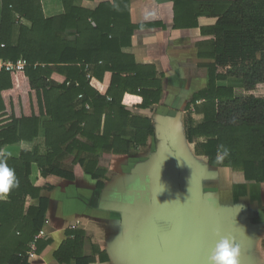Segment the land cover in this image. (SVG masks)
Here are the masks:
<instances>
[{"label":"trees","instance_id":"16d2710c","mask_svg":"<svg viewBox=\"0 0 264 264\" xmlns=\"http://www.w3.org/2000/svg\"><path fill=\"white\" fill-rule=\"evenodd\" d=\"M77 1L98 6L84 9ZM171 1L176 29L200 28L213 38L199 55L207 60L202 65L208 80L191 101L195 110L188 107V140L211 166L241 171L247 182L264 184V0ZM62 2L65 13L46 18L41 0H2L0 59L24 58L28 66L0 72V160L19 180L18 187L0 193V264H31L32 245L34 256L50 245V239H36L49 208L42 192L50 188L49 176L75 180L63 168L65 160L83 166L101 188L107 171L83 155L129 152L155 134L151 119L134 116L131 109L150 110L163 93L156 67L122 51L137 27L131 0ZM14 14L27 23L17 45ZM202 20L216 23L201 28ZM108 73L111 81L103 93ZM54 74L64 81L53 80ZM41 135L43 142L32 150L21 147L37 143ZM221 145L229 155L218 162ZM64 235L54 258L61 264H90L85 231L69 228Z\"/></svg>","mask_w":264,"mask_h":264},{"label":"crops","instance_id":"0c3cea01","mask_svg":"<svg viewBox=\"0 0 264 264\" xmlns=\"http://www.w3.org/2000/svg\"><path fill=\"white\" fill-rule=\"evenodd\" d=\"M41 5L46 18L65 13L62 0H41ZM75 5L89 10L98 6L91 1ZM2 13L0 0V27ZM131 16L137 27L131 45L122 51L139 64L154 65L163 87L158 105L146 111L131 109L134 116L151 119L155 134L146 145L129 152L84 154L87 161L107 171L101 188L71 159L62 166L75 175L74 181L53 175L47 178L50 188L42 195L49 199V208L42 229L45 234L39 240L50 239L51 243L31 257V264H61L54 253L69 228L85 231L84 254L90 264H163L155 238L149 235V223L166 227L171 205L183 191L188 196L185 211L197 223L191 231L197 238L213 239L208 257L220 236H227L241 248L239 264H264V184L247 182L241 171L211 166L188 140V107L195 110L191 101L208 80L202 65L207 60L199 55L213 38L203 35L200 28L176 29L171 0H131ZM14 22L13 43L17 45L20 28L27 23L17 14ZM215 23L202 20L200 26ZM52 79L64 81L58 74ZM110 81L108 73L103 93ZM242 90L236 86L239 97ZM195 119L201 121L203 116L195 115ZM42 139L43 135L37 143L23 142L21 147L32 150Z\"/></svg>","mask_w":264,"mask_h":264},{"label":"water","instance_id":"95a60500","mask_svg":"<svg viewBox=\"0 0 264 264\" xmlns=\"http://www.w3.org/2000/svg\"><path fill=\"white\" fill-rule=\"evenodd\" d=\"M188 196L181 193L178 202L171 205V217L166 227L149 223V235L155 238V250L163 264H208V247L213 239L203 240L191 231L196 219L185 211Z\"/></svg>","mask_w":264,"mask_h":264},{"label":"clouds","instance_id":"9594fccd","mask_svg":"<svg viewBox=\"0 0 264 264\" xmlns=\"http://www.w3.org/2000/svg\"><path fill=\"white\" fill-rule=\"evenodd\" d=\"M229 155V149L219 146L216 159L219 162ZM19 186L14 170L9 168L6 161L0 160V193H7L13 187ZM240 246L227 236H220L210 256L209 264H239Z\"/></svg>","mask_w":264,"mask_h":264},{"label":"built area","instance_id":"2783aa9c","mask_svg":"<svg viewBox=\"0 0 264 264\" xmlns=\"http://www.w3.org/2000/svg\"><path fill=\"white\" fill-rule=\"evenodd\" d=\"M27 66H28V62L24 58H21V59L17 60L16 62H13L10 60L0 59V72H3V71H5V72H21V71H24ZM81 97L82 96H80V98ZM44 234H45L44 231L41 230V232L36 237V239H40L41 237L44 236ZM35 250H36V247H35V244H33L32 250L29 252V255L31 257L34 256Z\"/></svg>","mask_w":264,"mask_h":264},{"label":"rangeland","instance_id":"374dc122","mask_svg":"<svg viewBox=\"0 0 264 264\" xmlns=\"http://www.w3.org/2000/svg\"><path fill=\"white\" fill-rule=\"evenodd\" d=\"M241 92L244 93V90H242ZM263 187H264V185H263ZM263 196H264V195H263ZM263 199H264V197H263ZM260 243H262V242H260Z\"/></svg>","mask_w":264,"mask_h":264}]
</instances>
